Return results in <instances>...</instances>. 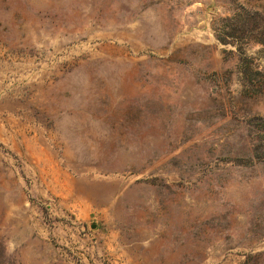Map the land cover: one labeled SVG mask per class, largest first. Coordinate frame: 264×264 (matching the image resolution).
Returning a JSON list of instances; mask_svg holds the SVG:
<instances>
[{
    "label": "rangeland",
    "instance_id": "obj_1",
    "mask_svg": "<svg viewBox=\"0 0 264 264\" xmlns=\"http://www.w3.org/2000/svg\"><path fill=\"white\" fill-rule=\"evenodd\" d=\"M0 264H264V0H0Z\"/></svg>",
    "mask_w": 264,
    "mask_h": 264
}]
</instances>
